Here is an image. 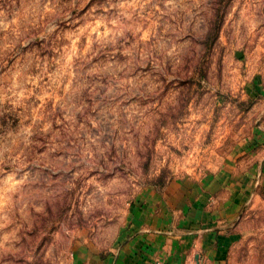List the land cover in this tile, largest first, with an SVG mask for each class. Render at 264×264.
I'll return each instance as SVG.
<instances>
[{"label": "rangeland", "instance_id": "1", "mask_svg": "<svg viewBox=\"0 0 264 264\" xmlns=\"http://www.w3.org/2000/svg\"><path fill=\"white\" fill-rule=\"evenodd\" d=\"M209 175L185 264H264V0H0V264Z\"/></svg>", "mask_w": 264, "mask_h": 264}, {"label": "crops", "instance_id": "2", "mask_svg": "<svg viewBox=\"0 0 264 264\" xmlns=\"http://www.w3.org/2000/svg\"><path fill=\"white\" fill-rule=\"evenodd\" d=\"M227 167L221 168V172ZM220 175V174H219ZM204 180H172L162 189L132 199L121 221L106 239L76 240L72 264H185L193 243V227L206 207L208 188L215 176ZM218 180V179H216Z\"/></svg>", "mask_w": 264, "mask_h": 264}, {"label": "built area", "instance_id": "3", "mask_svg": "<svg viewBox=\"0 0 264 264\" xmlns=\"http://www.w3.org/2000/svg\"><path fill=\"white\" fill-rule=\"evenodd\" d=\"M149 264H163V263L158 259H154Z\"/></svg>", "mask_w": 264, "mask_h": 264}]
</instances>
